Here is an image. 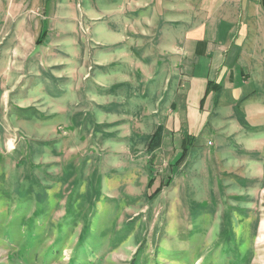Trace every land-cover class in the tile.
Masks as SVG:
<instances>
[{
  "label": "rangeland",
  "instance_id": "rangeland-1",
  "mask_svg": "<svg viewBox=\"0 0 264 264\" xmlns=\"http://www.w3.org/2000/svg\"><path fill=\"white\" fill-rule=\"evenodd\" d=\"M144 1L129 15L127 0H0V52L17 57L0 59V264H264V127L246 128L260 141L240 164L222 163L223 121L182 109L200 62L158 55ZM254 5L235 17L264 104ZM219 9L197 7L196 27L232 18Z\"/></svg>",
  "mask_w": 264,
  "mask_h": 264
},
{
  "label": "crops",
  "instance_id": "crops-1",
  "mask_svg": "<svg viewBox=\"0 0 264 264\" xmlns=\"http://www.w3.org/2000/svg\"><path fill=\"white\" fill-rule=\"evenodd\" d=\"M127 1L129 5L127 14H135V10L131 6L132 0ZM150 3H152L150 5L152 8L145 7L140 13L156 16L157 28L154 34L158 55L162 58L164 55L162 56L161 46H167L170 49L163 57L165 61H183L191 64L200 62L192 69L191 73H187L185 104L182 106V109L188 110L185 117L189 122L194 123L195 116L202 114L201 110L204 111V116L205 111H208L206 114L210 113L214 118L219 117L218 120L223 122L220 124L221 128H214L219 130L218 136L221 137L215 146L216 154L217 156L223 154L221 158L224 157L225 160L222 163L228 167H236L243 161L239 158V154L243 150H249V148L245 149L244 143L253 144L260 141V138L252 137L246 128L259 130L264 127V104L257 100L259 90H256L255 86L259 84L255 80H246L253 79L256 75V73H252L257 64L253 62L256 56L247 54V38H244L243 34L237 30L235 14L257 13L261 10V6L254 5L249 10L247 8L249 0H153ZM116 5L113 4L112 7L115 8L114 20L117 12ZM221 6L225 7V12L232 15L231 19L222 22L213 17L211 23H208L209 26L200 24L196 27L194 15L197 13V7H199L200 13L215 15L220 11ZM140 19L142 20V18ZM205 57H210L208 62L211 64L208 67L204 61ZM10 58L17 60L13 53ZM10 58L5 57L4 51L0 52L2 61ZM175 74L177 73L164 75L165 90L171 94L175 87L179 91L178 80L180 78L176 77L177 81L174 83ZM171 78L173 81L169 87ZM214 84L218 86L214 87ZM207 87L212 90L210 93L214 92L209 97H206ZM190 94L193 96L190 97ZM220 95L221 101H219ZM204 98H208L210 102L205 108L200 105L201 99L204 100ZM177 99L178 96H172V102L169 103L172 113L175 114L181 109V105L176 102ZM239 117L244 121L240 123ZM202 120L205 122L207 116ZM235 120L238 122L236 123ZM226 127L227 129H225ZM227 142L232 143L228 146ZM226 145V152L223 153L222 148ZM211 146L214 147L213 144ZM243 171L246 172V169ZM233 172L228 173L232 174Z\"/></svg>",
  "mask_w": 264,
  "mask_h": 264
},
{
  "label": "trees",
  "instance_id": "trees-1",
  "mask_svg": "<svg viewBox=\"0 0 264 264\" xmlns=\"http://www.w3.org/2000/svg\"><path fill=\"white\" fill-rule=\"evenodd\" d=\"M157 193V192H156Z\"/></svg>",
  "mask_w": 264,
  "mask_h": 264
}]
</instances>
